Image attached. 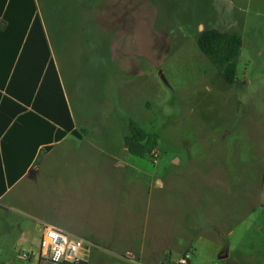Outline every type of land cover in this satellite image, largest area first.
I'll return each instance as SVG.
<instances>
[{"label":"rangeland","instance_id":"1","mask_svg":"<svg viewBox=\"0 0 264 264\" xmlns=\"http://www.w3.org/2000/svg\"><path fill=\"white\" fill-rule=\"evenodd\" d=\"M35 2L79 133L119 148L132 121L157 140V160L133 170L149 190L143 258L88 264H179L186 251L187 264H264V0ZM207 28L241 37L233 85L197 46ZM36 179L0 200V264L38 249L51 207ZM199 202L215 224L198 236L184 224L204 229Z\"/></svg>","mask_w":264,"mask_h":264},{"label":"crops","instance_id":"2","mask_svg":"<svg viewBox=\"0 0 264 264\" xmlns=\"http://www.w3.org/2000/svg\"><path fill=\"white\" fill-rule=\"evenodd\" d=\"M58 76L77 136L67 134L59 142L51 144L48 152L43 150L46 142L41 143L26 173L12 188L34 176L36 182L44 184L51 215L38 216L37 222H46V225L89 242L92 247L86 264L89 260L98 259L102 252H110L122 263L143 258V241L149 226V190L146 181L134 176L133 170L139 174L145 171L144 158L128 153L124 146L125 135L117 144L119 148L111 142H104L101 148L94 141L95 136L108 140L107 134L79 133L67 101L64 80ZM157 186L160 188L162 185L158 183ZM8 190L0 200L8 195ZM203 208L204 203L199 202L193 211L194 217L198 215L204 224L202 231H198L201 227H197L194 221L187 220L184 224L188 231L198 236L215 224L205 218ZM159 224L156 219V228ZM227 257L228 252L223 251L219 259ZM25 262L44 264L36 259ZM157 264L170 263L158 259Z\"/></svg>","mask_w":264,"mask_h":264},{"label":"trees","instance_id":"3","mask_svg":"<svg viewBox=\"0 0 264 264\" xmlns=\"http://www.w3.org/2000/svg\"><path fill=\"white\" fill-rule=\"evenodd\" d=\"M241 45L238 34L216 28L197 37L199 50L229 85L235 83ZM67 134L77 136V131L36 2L0 0V196L26 173L41 143L48 152ZM156 141L128 123L124 146L131 155L149 157Z\"/></svg>","mask_w":264,"mask_h":264},{"label":"built area","instance_id":"4","mask_svg":"<svg viewBox=\"0 0 264 264\" xmlns=\"http://www.w3.org/2000/svg\"><path fill=\"white\" fill-rule=\"evenodd\" d=\"M157 152L152 150L149 159L155 162ZM264 181V172L262 175ZM39 246L35 251L21 249L18 256L21 260L36 259L44 264H78L86 261L92 245L84 239L68 234L56 227L39 224ZM190 259L188 251L179 260V264H187Z\"/></svg>","mask_w":264,"mask_h":264},{"label":"water","instance_id":"5","mask_svg":"<svg viewBox=\"0 0 264 264\" xmlns=\"http://www.w3.org/2000/svg\"><path fill=\"white\" fill-rule=\"evenodd\" d=\"M78 264H86V262L85 261H82V262H79Z\"/></svg>","mask_w":264,"mask_h":264}]
</instances>
